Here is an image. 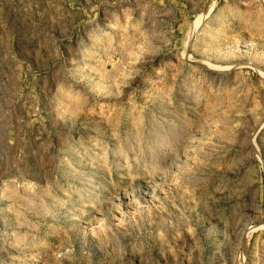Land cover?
I'll use <instances>...</instances> for the list:
<instances>
[{"label":"rangeland","instance_id":"rangeland-1","mask_svg":"<svg viewBox=\"0 0 264 264\" xmlns=\"http://www.w3.org/2000/svg\"><path fill=\"white\" fill-rule=\"evenodd\" d=\"M0 264H264V0H0Z\"/></svg>","mask_w":264,"mask_h":264}]
</instances>
